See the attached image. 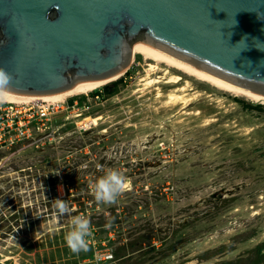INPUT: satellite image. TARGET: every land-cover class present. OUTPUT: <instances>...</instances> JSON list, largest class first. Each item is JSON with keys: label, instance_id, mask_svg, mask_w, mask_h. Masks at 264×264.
<instances>
[{"label": "rangeland", "instance_id": "rangeland-1", "mask_svg": "<svg viewBox=\"0 0 264 264\" xmlns=\"http://www.w3.org/2000/svg\"><path fill=\"white\" fill-rule=\"evenodd\" d=\"M149 63L75 94L80 116L55 114L52 141L4 165L0 264H264V103L173 67L184 90L145 85ZM98 164L130 185L115 204L92 195ZM56 198L90 219L87 252L67 248Z\"/></svg>", "mask_w": 264, "mask_h": 264}, {"label": "water", "instance_id": "water-1", "mask_svg": "<svg viewBox=\"0 0 264 264\" xmlns=\"http://www.w3.org/2000/svg\"><path fill=\"white\" fill-rule=\"evenodd\" d=\"M264 0H0L10 92L46 93L123 73L143 40L264 94Z\"/></svg>", "mask_w": 264, "mask_h": 264}, {"label": "built area", "instance_id": "built-area-1", "mask_svg": "<svg viewBox=\"0 0 264 264\" xmlns=\"http://www.w3.org/2000/svg\"><path fill=\"white\" fill-rule=\"evenodd\" d=\"M97 96L94 94L95 98ZM77 105L78 99L74 95L62 101L7 99L0 104V177L4 175V165L17 152L27 148L39 150L52 141L55 133L52 120L55 114L65 112V119L69 118L68 113L80 116L82 111Z\"/></svg>", "mask_w": 264, "mask_h": 264}, {"label": "bare ground", "instance_id": "bare-ground-1", "mask_svg": "<svg viewBox=\"0 0 264 264\" xmlns=\"http://www.w3.org/2000/svg\"><path fill=\"white\" fill-rule=\"evenodd\" d=\"M128 53L131 56L130 61H132L133 56L136 54L141 55L145 60L151 61V63H149L147 66V71H148L147 74H150V72H156L157 70L161 72V74H158L155 77H152L150 75H146L145 77H143L142 80L145 85L150 86L154 83L160 82L161 80L165 81L166 83H176L179 82L180 80H183V84L181 87L178 88V90H184L188 85L189 81L184 80L180 74L170 72L168 68L173 67L179 70L180 72L194 76L197 79L206 81L207 83L217 88L235 94L246 96L251 101H260L264 103V94L237 86L235 84H232L231 82L223 80L222 78L215 76L188 62L180 60L179 58H176L175 56H172L171 54L143 40L137 39L134 42H132L128 47ZM159 64H162L165 67L161 68L159 67ZM121 74L122 72L100 79L96 78V79L77 80L70 87L54 92L21 93V92L8 91L7 99L29 100V99L39 98L47 101H62L67 96H72L80 93H87V91L90 92L95 88L104 86L105 84L120 77ZM175 95H176L175 93H171L170 97H173Z\"/></svg>", "mask_w": 264, "mask_h": 264}, {"label": "clouds", "instance_id": "clouds-1", "mask_svg": "<svg viewBox=\"0 0 264 264\" xmlns=\"http://www.w3.org/2000/svg\"><path fill=\"white\" fill-rule=\"evenodd\" d=\"M258 18L264 17V13L256 10ZM13 76L11 73L0 67V104L7 99V93L10 90ZM98 170L104 174L96 179L92 185V195L99 203L112 205L117 202L118 197L127 190L130 185L126 178L117 170H104L102 165H97ZM53 208L59 216L69 215L71 229L65 234L64 240L67 248L73 254L87 252L89 250V238L92 237L93 231L90 219L84 215H71L74 209H71L66 200L53 199ZM110 225H106L108 227Z\"/></svg>", "mask_w": 264, "mask_h": 264}, {"label": "trees", "instance_id": "trees-1", "mask_svg": "<svg viewBox=\"0 0 264 264\" xmlns=\"http://www.w3.org/2000/svg\"><path fill=\"white\" fill-rule=\"evenodd\" d=\"M116 83L117 82L114 81V82H111L109 84H105L106 86L104 85L100 90L96 89L92 93H94V94L104 93L106 95H109V94H111L114 91ZM244 106H248V105L244 104Z\"/></svg>", "mask_w": 264, "mask_h": 264}]
</instances>
